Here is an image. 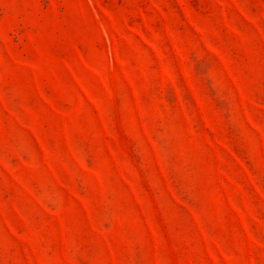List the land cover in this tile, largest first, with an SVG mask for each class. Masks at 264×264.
I'll list each match as a JSON object with an SVG mask.
<instances>
[{
    "label": "rangeland",
    "instance_id": "rangeland-1",
    "mask_svg": "<svg viewBox=\"0 0 264 264\" xmlns=\"http://www.w3.org/2000/svg\"><path fill=\"white\" fill-rule=\"evenodd\" d=\"M0 264H264V0H0Z\"/></svg>",
    "mask_w": 264,
    "mask_h": 264
}]
</instances>
